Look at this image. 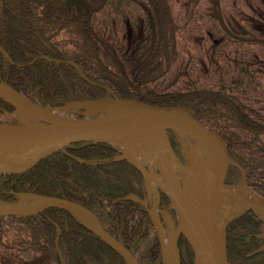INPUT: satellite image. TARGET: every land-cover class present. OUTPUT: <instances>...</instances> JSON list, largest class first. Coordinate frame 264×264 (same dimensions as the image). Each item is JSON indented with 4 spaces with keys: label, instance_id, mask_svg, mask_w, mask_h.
<instances>
[{
    "label": "trees",
    "instance_id": "16d2710c",
    "mask_svg": "<svg viewBox=\"0 0 264 264\" xmlns=\"http://www.w3.org/2000/svg\"><path fill=\"white\" fill-rule=\"evenodd\" d=\"M218 1L193 0L179 14V0H148L149 8L142 0H0V82L42 107L101 100L110 95L105 87L130 97L143 83L142 102L184 107L222 136L264 196V37L217 14ZM15 111L0 97V113ZM167 133L185 161L179 137ZM23 193L78 203L139 264H166L147 206L130 198L146 197V178L115 145L82 142L29 171L0 173V200L16 203ZM161 199L176 228L171 199ZM228 227L230 264H264V251L249 256L264 244L263 221L246 213ZM177 241L181 264H196L190 240L183 233ZM42 256V264H128L65 208L0 215V264Z\"/></svg>",
    "mask_w": 264,
    "mask_h": 264
},
{
    "label": "water",
    "instance_id": "95a60500",
    "mask_svg": "<svg viewBox=\"0 0 264 264\" xmlns=\"http://www.w3.org/2000/svg\"><path fill=\"white\" fill-rule=\"evenodd\" d=\"M71 63L77 66L75 62ZM0 84L6 86L15 99L29 102L35 109H38L37 111L22 110L14 102L0 94V97L8 101L16 112L20 114L22 122L17 125H0V149L21 147L27 151L26 154L19 156L15 164H12L9 168L0 169V173L17 175L29 171L38 165L41 160L48 158L62 148L71 147L82 142H105L122 148V158L128 159L136 168H139L148 181L147 168L138 163L136 164L127 156L124 150L125 148L137 147L146 156H150L155 162L167 166L170 170L172 178H170L163 191L171 198L173 207L178 211L182 221L177 230V237L184 232L188 240H190L187 233L181 230L182 224L185 223L192 231L197 232L206 250L205 257H200L198 250H196L195 245L190 240L196 251V264H230L227 249L228 226L246 215V213L259 217L264 223V196L256 192L250 174L247 173L244 166L231 158L228 152V144L222 136L207 128L184 107L178 105H153L134 97L120 98L117 95H113L112 97H105L91 102L70 103L80 109H85L82 112L83 116L78 118L55 112L70 104L59 108L36 106L10 85L1 82ZM158 130H163L167 135L168 156H170L168 160L159 153H155L145 144H142L140 140L147 133H155ZM167 130H173L177 134L180 133L179 130L191 133L198 143L205 146L212 158L214 164L212 172H204L202 166L198 164L197 158L195 166L187 168L186 176L190 189L201 192L205 197L202 203L199 202L201 207V213L199 214L195 212L194 208H191L190 204H186L182 198H179L177 194L178 177H176L174 162L179 160V158L175 154L174 146L167 134ZM233 176L240 181L239 194L241 199L237 201V207L230 218L225 221L222 227L218 228L216 216L223 207L222 205L229 188L228 183ZM158 186L163 188L160 182ZM22 198L30 200V204L20 208L11 207L8 210H0V215L32 216V214H38L53 207L65 208L87 224L94 234L98 235L106 244H109L117 253L121 254L128 264H139L135 256L122 243L104 230L97 215L88 208L64 198H52L34 193H23L21 194ZM130 198L145 204L143 199L135 195H131ZM19 203L20 201L16 204ZM151 215L159 228V220L155 218L152 212ZM160 235L161 241H163V249L166 251L167 244L162 231ZM257 237L264 238V233L258 234ZM263 250L264 246L249 256L256 255ZM44 260L45 256H42L35 264H42ZM177 262V264H181L179 255Z\"/></svg>",
    "mask_w": 264,
    "mask_h": 264
},
{
    "label": "bare ground",
    "instance_id": "6f19581e",
    "mask_svg": "<svg viewBox=\"0 0 264 264\" xmlns=\"http://www.w3.org/2000/svg\"><path fill=\"white\" fill-rule=\"evenodd\" d=\"M0 94L7 99L14 102L20 109L22 110H35L32 105H30L29 102H25L19 99H15L12 93L6 88V86H3L0 84ZM73 104L68 105L65 108L59 109L55 111L56 113L65 114L66 110L72 107ZM180 134L182 135V138L184 142L187 144L189 148L194 151V154H196V158L198 161V164L202 166V168L205 171L212 172L214 170V164L212 162V158L210 157V154H208L207 149L205 146L201 143H198L195 137L191 133H187L183 130H179ZM142 144H145L149 148H151L155 153H159L161 156L166 158L167 160L170 159L168 156V138L165 135L163 130H158L155 133H147L145 136H143L141 139ZM127 156L133 160L136 164L144 166V164H148V167L150 169H147V176H148V189L150 190V197L157 199L159 197V190L157 189L158 183L160 182L163 186V188H166V184L169 183L170 178H172L170 170L167 166L155 162L150 156H146L144 153L141 152L137 147L132 148H125ZM27 151L24 150V148L18 147V148H8V149H0V169L9 168L12 164H15L16 160L19 158V156L26 154ZM176 166V177H178V189L177 194L179 195V198H182L186 204H190L191 208L195 209V212L199 214V210L196 205L197 202H201L203 198L197 193L196 191H193L190 189V187H187L185 185V179L186 174L188 172V169L181 164L180 160H177L174 162ZM154 167L159 170V172H156ZM147 168V167H146ZM245 190V188H243ZM237 194L233 190H228L226 193V197L224 200L223 207L219 210L217 213V219H216V225L218 228L222 227V225L225 223V221L230 218L232 213L236 209L237 204ZM21 206H24L23 202L19 204L14 205H8L6 203H3L0 201V210H8L11 209V207H17L20 208ZM81 215V214H79ZM157 215V214H156ZM82 216V215H81ZM85 218V217H84ZM86 219V218H85ZM181 230H184L187 235L189 236L190 240H192L193 244L195 245L196 250H198V254L200 257H205L206 250L204 249V244L202 242V239H200V236L197 234V232L192 231L185 223L182 224ZM176 237L177 232H174L172 235V250L175 253L176 251ZM167 252V260L170 262L172 259L171 253ZM176 256V255H175ZM171 264V263H170Z\"/></svg>",
    "mask_w": 264,
    "mask_h": 264
},
{
    "label": "rangeland",
    "instance_id": "374dc122",
    "mask_svg": "<svg viewBox=\"0 0 264 264\" xmlns=\"http://www.w3.org/2000/svg\"><path fill=\"white\" fill-rule=\"evenodd\" d=\"M193 0H179V4L177 3V13H181L180 11H188L191 7ZM264 0H219L216 4V6L214 7L215 11L217 14H224V16H228L231 18V16L235 19V21H237V24H243L245 31L247 33H250L251 35L256 34L258 36V39H261L262 37H264ZM142 5L145 8H149L148 6V0H142ZM206 8V7H205ZM180 10V11H179ZM201 45V44H200ZM259 47V48H258ZM249 48V46H243L241 49V54L246 51ZM256 48H258L256 51L259 52V50H262V47L260 48V46H257ZM239 54H237L238 56ZM75 109H70V113H75ZM29 115V113H27ZM2 121L9 122H15L17 121L19 118V116H6V117H0ZM21 118V117H20ZM179 134V133H178ZM169 136V134H168ZM179 139L180 142L183 146V154L185 155V164L184 166L186 168H189L190 166H195L196 164V154H194V151H192L191 148H189L187 146V144L184 142L182 135L179 134ZM181 161V160H180ZM145 167L148 166V164H144ZM156 172H159L158 169H156V167H154ZM148 185V183H147ZM185 185L187 187H189V182L188 179L186 177L185 179ZM148 187V186H147ZM159 187V188H158ZM239 185H234V186H229L228 190H233L236 192L237 199L240 200L241 199V195L239 194ZM157 189L159 190V193L161 190H163L164 188H160V186H157ZM197 193H199V195L203 198V194L199 191H197ZM150 194V190L148 189V195ZM151 200V202L153 203V205L155 203H157V199L154 198H149ZM205 199V197L203 198V200ZM202 200V201H203ZM23 202L24 205H28L30 204V200H25L24 198H22L20 200V203ZM11 203V202H10ZM9 203V204H10ZM17 203V202H16ZM16 203H12V204H16ZM199 213H201V207L199 202H195ZM157 212V211H156ZM174 222V221H172ZM175 230H172V232H168L167 230L164 231L165 233V240L167 241V246H168V252L171 253V262L172 264H177V259H178V255H179V251L177 250V245H176V251L177 253H175L172 250V235L174 233ZM176 255V256H175ZM167 256V254H166Z\"/></svg>",
    "mask_w": 264,
    "mask_h": 264
},
{
    "label": "flooded vegetation",
    "instance_id": "af4514ba",
    "mask_svg": "<svg viewBox=\"0 0 264 264\" xmlns=\"http://www.w3.org/2000/svg\"><path fill=\"white\" fill-rule=\"evenodd\" d=\"M264 5V4H263ZM262 10H264V9H262ZM246 53V52H245ZM235 56L236 57H238L237 56V53L235 54ZM170 61V60H169ZM71 62H74V61H71ZM72 64V63H71ZM76 64V63H75ZM74 65V64H73ZM235 67H236V70L238 71V67H237V65H235ZM144 82V81H143ZM143 83H141L138 87H137V94H135V93H131V95H130V97L131 98H137V96L138 95H140V93H139V89H140V86L142 85ZM106 89H107V91H108V93L110 94V95H108V96H104V97H112L113 95H117L118 97H120L119 96V94H117V93H115L113 90H111L110 88H107V87H105ZM137 95V96H136ZM140 97H141V95H140ZM121 98V97H120ZM137 99H139V98H137ZM140 100V99H139ZM141 101V100H140ZM198 120V119H197ZM0 121H2L1 120V118H0ZM203 123V122H202ZM204 124V123H203ZM205 125V124H204ZM206 126V125H205ZM207 127V126H206ZM208 128V127H207ZM212 130V129H211ZM213 131V130H212ZM248 173V172H247ZM251 177V176H250ZM231 180V179H230ZM239 180V179H238ZM251 180H252V178H251ZM230 182V181H229ZM252 183H253V181H252ZM254 186H255V183H254ZM255 189H256V186H255ZM162 193H164L162 190L160 191V193H159V197H158V201H157V203H155L154 205H153V203L151 202V200L149 199L150 198V194L148 195V187H147V183H146V197L145 198H141L140 196H137V197H139L140 199H143L144 201H145V204L144 203H142V202H140V203H142L143 205H145V206H147V210H149V214H150V216H151V218H152V215H151V212L155 215V218L157 219V220H159L161 223H162V226H161V228L159 227H157L156 226V224H155V222H154V220H153V218H152V220H153V222H154V224H155V227H156V229H157V231H158V233H159V237H160V241H161V235H160V232L162 231L163 232V234L165 235V233H164V231L165 230H167L168 232H171L172 230H171V227L170 226H168V224H167V220H171V213H170V211H171V209H165V208H163V207H161V196H162ZM136 196V195H135ZM138 202V201H137ZM157 211V212H156ZM157 214V215H156ZM100 222V221H99ZM261 234V233H260ZM262 239H264V238H262ZM162 243H163V241H161ZM163 246V245H162ZM262 246H264V244L263 245H261L260 246V248H262ZM259 248V249H260ZM264 251V250H263ZM263 251H261V252H263ZM261 252H258V253H261ZM256 255H258V254H256Z\"/></svg>",
    "mask_w": 264,
    "mask_h": 264
}]
</instances>
